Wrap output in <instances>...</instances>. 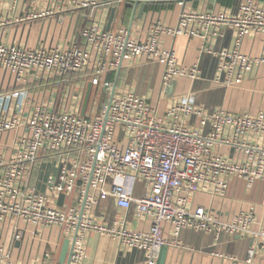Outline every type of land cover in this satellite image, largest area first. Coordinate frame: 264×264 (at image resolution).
Wrapping results in <instances>:
<instances>
[{
  "label": "built area",
  "instance_id": "built-area-1",
  "mask_svg": "<svg viewBox=\"0 0 264 264\" xmlns=\"http://www.w3.org/2000/svg\"><path fill=\"white\" fill-rule=\"evenodd\" d=\"M177 1L189 0L4 1L2 9L8 14L0 16V74L4 76L0 137L16 134L12 155L7 158V150L0 152V236L8 219L24 220L37 229L60 227L70 240L74 264L87 257L86 241L92 232L112 237L119 247L144 251L147 264H159V251L169 244L164 223L172 225L176 236L184 228L251 236L249 264L264 249V223L253 228L258 223L253 209L222 220L211 209L194 204L198 193L224 196L234 177L248 185L264 181V110L257 115L224 109L205 113L186 94L160 117L148 96L130 90L116 92L109 78L125 58L145 56L165 61V85L180 76L196 79L198 66H181L175 51L162 46L163 36L192 35L197 28L212 40L222 35L224 27H232L237 43L218 53L222 73L218 81L225 86L241 84L254 65L264 63V55L253 57L239 49L245 35L264 34V0H243L235 13L184 10L176 26L153 22L144 39L131 36L126 26L105 28L101 17L79 27L63 44L39 41L30 46L9 39L12 28L45 19L62 22L66 16L88 18L90 10L101 5L111 11L120 3ZM205 50L211 51L210 47ZM89 84L92 89L83 113ZM36 85L56 89L53 100L39 102L31 97ZM73 86L79 90L73 91ZM101 88L109 91L107 100ZM181 115H196L201 128L188 127ZM40 160L59 163L56 176L48 181L49 192L27 185ZM121 179L143 182L146 194L135 197L115 182L109 186ZM62 193L65 200L71 198L68 206L51 200V194L59 197ZM109 198L120 208L134 209L139 217L149 218L150 229H133L125 218L113 223L98 221L94 208ZM22 237L23 231L15 227L12 242ZM46 257V264H53L51 256ZM0 263L13 264L1 243Z\"/></svg>",
  "mask_w": 264,
  "mask_h": 264
},
{
  "label": "crops",
  "instance_id": "crops-1",
  "mask_svg": "<svg viewBox=\"0 0 264 264\" xmlns=\"http://www.w3.org/2000/svg\"><path fill=\"white\" fill-rule=\"evenodd\" d=\"M2 1V0H1ZM243 0H189L177 2L148 3L142 18H133L134 8L128 7V3H120L116 6V14L109 26L111 11L100 9V13H90L85 22H90L94 17H101L102 25L108 29H116L126 26L131 36L136 39L147 37L150 25L155 21H162L170 26H176L182 11L203 10L218 12L227 9L230 12H237ZM3 3L0 2V5ZM8 12L0 6V16L7 17ZM72 18L66 16V18ZM79 21L83 17L74 16ZM64 19V20H65ZM57 19L40 20L39 25H24L9 30L10 40H22L30 46L36 45L39 41L48 45L58 44L50 40L49 28L45 27L46 21ZM69 22V20H68ZM83 23V25L85 24ZM82 25V26H83ZM41 28V29H40ZM43 28V29H42ZM48 28V29H47ZM76 30L65 33L62 43L70 40L76 35ZM195 29L192 35L168 36L162 38L161 44L166 49L175 51L178 62L181 66H198V77L191 79L180 76L175 78L170 85L164 84L165 61L160 59H149L145 56L125 58L118 71L109 75L113 81L116 92L134 91L135 93L148 96L150 104L156 109L158 116L162 117L166 111L181 96L191 94L194 107L205 113H213L224 109L233 113H249L257 115L264 110V63L256 64L252 70L245 75L239 85L225 86L218 81L222 76L220 71V57L222 50L233 49L237 43V35L232 27H224L222 35L215 36L212 40L205 39L204 34ZM2 31V30H1ZM0 31V37L2 32ZM52 33V32H51ZM30 37L38 40L28 42ZM60 44V43H59ZM210 47L211 51L205 50ZM240 51L244 54L260 57L264 55V34L251 33L245 35L240 43ZM3 74H0V85ZM225 77V75H223ZM8 77L3 86H8ZM33 86V85H32ZM74 89L78 88L73 86ZM74 89H72L74 91ZM88 89V88H87ZM76 89L75 91H78ZM52 87L36 85L31 92V97L39 102L43 100L52 101L56 92ZM104 92V100L108 99L109 91L101 88ZM181 120L190 128H201L196 115L184 117ZM15 132L7 133L0 137V152L7 150L6 157L9 158L13 150ZM6 143V144H4ZM48 162V163H47ZM50 163V168L45 169ZM59 163L56 160H40L29 177L27 185L36 188L39 192H49L48 181L55 177L58 172ZM121 185L125 193L140 197L146 194V185L134 179H121L111 181ZM50 194V193H49ZM51 200L56 205L59 197L51 194ZM71 198L63 200L62 206H68ZM195 205H203L214 211L220 219L229 220L241 211L253 209L257 217L254 229L264 223V181L256 180L248 185L241 178L234 177L229 181L228 189L224 196H212L206 193H198L194 198ZM96 219L102 223H113L125 218L129 227L136 230H149L151 220L139 217L134 209L120 208L112 198L100 200L94 208ZM23 231V237L19 241L12 242V235L15 227ZM165 237L169 244L163 245L158 254L159 264H249L248 249L253 244V237L230 235L226 232L218 234L206 233L198 230L184 228L179 235L174 234L170 223L163 224ZM68 237L60 227L37 229L34 225L24 220L15 221L8 219L4 222L0 243L10 252V260L13 264H46L47 254L52 258L53 264H67L60 261L61 251L64 242ZM177 241L176 245L173 242ZM71 244V243H70ZM87 257L81 264H147L146 253L141 250L119 247L118 242L108 235H101L97 232L89 234L86 241ZM70 245V256H71ZM1 264V263H0ZM70 264H74L71 263ZM250 264H264V249L258 250L257 255Z\"/></svg>",
  "mask_w": 264,
  "mask_h": 264
},
{
  "label": "rangeland",
  "instance_id": "rangeland-1",
  "mask_svg": "<svg viewBox=\"0 0 264 264\" xmlns=\"http://www.w3.org/2000/svg\"><path fill=\"white\" fill-rule=\"evenodd\" d=\"M3 1V3H4V1L5 0H2ZM1 0H0V2H2ZM1 4L0 6H1V8H2V6H4V4ZM136 3V2H135ZM141 3V2H140ZM146 3V2H145ZM132 4H134V3H132ZM102 6L103 5H101V6H99V7H97V8H95V9H91L90 10V13L93 15V13L92 12H96L97 11V13H96V15L98 14V12L100 13V9L102 8ZM114 6H119V5H115L114 4ZM77 18H66L64 21H62V22H59L58 20H56V23L55 22H53V21H55V20H51V22L50 21H46V24L44 25V28L45 27H50L49 28V37H52L50 40H52V41H54V42H57V43H62V40H63V38H65L64 36H65V33L66 32H71L72 30H76V27H78L77 28V32L79 31V27H81L82 25H83V23L85 22V21H87L86 19L87 18H83L82 20H81V18H79V21H77L76 20ZM68 20H69V22H68ZM39 23H41V22H39V21H36V22H32L31 24L32 25H34V27H37L38 25H39ZM88 22H85V24H87ZM30 24V25H31ZM37 29H38V27H37ZM41 29V28H40ZM43 29V28H42ZM48 29V28H47ZM52 32V33H51ZM28 42H33V45L35 44V43H37L38 42V40H35V39H33V37H30V39H29V41ZM73 88V87H72ZM74 89V88H73ZM13 134H14V132H13ZM48 163V162H47ZM50 168V163L49 164H46V166H45V169L46 170H48Z\"/></svg>",
  "mask_w": 264,
  "mask_h": 264
},
{
  "label": "water",
  "instance_id": "water-1",
  "mask_svg": "<svg viewBox=\"0 0 264 264\" xmlns=\"http://www.w3.org/2000/svg\"><path fill=\"white\" fill-rule=\"evenodd\" d=\"M128 7H133L134 8V14H133V18H135L136 16V12H137V17L138 18H142L143 17V14L145 12V9L147 7V3L145 2H136L134 4L132 3H128L127 4ZM116 8L112 9V12H111V15H110V20H109V26L111 25L113 19H114V16L116 14ZM109 29V27H108ZM91 89H92V85L89 84L88 85V89H87V94H86V99H85V105H84V108H83V113L85 112V109H86V106L88 104V100H89V96H90V92H91ZM63 200H64V194H60L59 196V202L58 204L60 206L63 205ZM70 240L69 238L64 242V245H63V248H62V251H61V256H60V261L62 263H65L67 261V264H70Z\"/></svg>",
  "mask_w": 264,
  "mask_h": 264
}]
</instances>
